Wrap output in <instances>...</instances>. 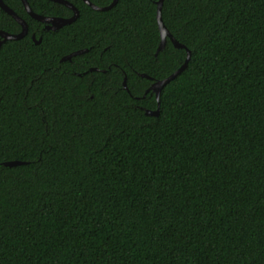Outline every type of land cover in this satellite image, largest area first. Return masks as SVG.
Returning a JSON list of instances; mask_svg holds the SVG:
<instances>
[{
  "label": "trees",
  "instance_id": "obj_1",
  "mask_svg": "<svg viewBox=\"0 0 264 264\" xmlns=\"http://www.w3.org/2000/svg\"><path fill=\"white\" fill-rule=\"evenodd\" d=\"M67 1L3 0L0 264H264V0H163L157 115V0Z\"/></svg>",
  "mask_w": 264,
  "mask_h": 264
},
{
  "label": "water",
  "instance_id": "obj_2",
  "mask_svg": "<svg viewBox=\"0 0 264 264\" xmlns=\"http://www.w3.org/2000/svg\"><path fill=\"white\" fill-rule=\"evenodd\" d=\"M25 10L27 11V13L33 17L34 19L41 21L43 23H45V29H57L59 27H61L64 24L70 23L72 22L77 16H78V9L69 1L67 0H53L55 2L58 3H62L68 7H70L73 11L72 15L70 17H49V16H44V15H40L38 13H35L29 6L27 0H21ZM85 3H87L90 7H92L93 9L96 10H106L108 8H110L111 6H113L117 0H112L108 5L106 6H98L96 4H94L93 2H91L90 0H83ZM162 2L163 0H157L156 1V21H157V27H158V31H159V36H160V41H159V45L157 47V51L162 49L166 43V38L168 37L170 39V41L173 43L174 46L176 47H183L186 49V57L183 61V63L172 73H170L169 75H167L166 77L156 80L154 81L150 86H149V90L151 89L154 94H155V98L157 100V107L154 110H146L145 112L147 114H151V115H157L158 111H159V93L161 88L167 83L169 82L171 79H173L177 74H179L187 65L188 60L190 58V50L188 48H186L183 44H181L180 42H178L173 35L169 32V30L166 28V26L164 25L162 18H161V6H162ZM0 8L3 9L5 12H7L9 15H11L20 25H21V30L18 33H9L6 32L2 29H0V45L3 41L5 40H9V39H18L21 38L22 36H24L27 33V23L25 22L24 19H22L21 17H19L10 7H8L3 0H0ZM32 39L34 40V35H31ZM35 42H39L40 41V37L37 40H34ZM86 51V49H79V50H75L72 51L69 54H66L64 56H62L60 58V60H66V59H70L72 56L80 54L82 52ZM143 76H146L145 74L142 73ZM123 86L125 87V81H123ZM20 163L19 161H6L3 162L4 165L6 166H12L15 164Z\"/></svg>",
  "mask_w": 264,
  "mask_h": 264
}]
</instances>
